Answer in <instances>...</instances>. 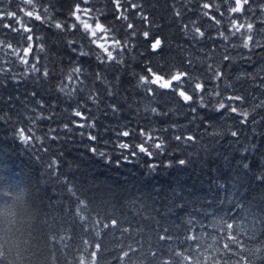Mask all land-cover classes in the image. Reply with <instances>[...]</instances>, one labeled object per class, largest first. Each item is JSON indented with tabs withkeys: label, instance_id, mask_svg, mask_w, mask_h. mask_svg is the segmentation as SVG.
Instances as JSON below:
<instances>
[{
	"label": "trees",
	"instance_id": "trees-1",
	"mask_svg": "<svg viewBox=\"0 0 264 264\" xmlns=\"http://www.w3.org/2000/svg\"><path fill=\"white\" fill-rule=\"evenodd\" d=\"M134 2L141 8L129 9L128 15L137 35L124 54L123 65L100 64L94 55L78 58L67 40L89 47L82 30L60 33L28 17L24 22L32 28L34 39L43 38L45 51L34 45L29 64L23 65L11 50L0 46V205L21 193L27 205L26 219L13 226L7 239H0L4 252L0 264H264V233L256 225V216L264 210V180L258 179L264 177V47L249 52L240 46L239 34L232 36L234 29L230 31L233 19L237 24L252 22L253 35L264 44V0H249L244 12L235 14H229L225 0ZM204 2L218 6L211 15L221 21L219 25L202 15ZM76 3L92 8L93 16L102 10L101 23L111 25L121 40L128 39L125 33L130 30L115 20L109 0H89L87 5L81 0H35L37 11L43 14L47 7L49 15L66 25L74 22L70 12ZM20 8L29 6L22 0H0V10L16 11L23 17ZM175 10L182 17L177 18ZM133 11L145 13L150 23ZM193 21L205 31L201 41L192 38ZM3 23L15 25L14 21ZM182 24H188L189 30L182 31ZM143 31H149L147 39ZM220 32L229 36L227 42L219 38ZM155 37L163 44L154 53L150 45ZM0 40L20 48L21 54L26 46L21 33L2 23ZM91 48L99 51L95 45ZM226 54L231 60H223ZM37 56L40 72L34 73L30 66ZM188 59L196 64L195 74L205 88L203 93L190 91L193 101L189 104L164 89H157L153 99L146 93L148 86L139 85L138 76L145 74L146 64L154 69L184 70ZM78 63L84 69L83 83L75 77L67 79ZM209 64L224 72L220 80H212V73L205 71ZM45 68L47 78L42 75ZM98 72L105 77L103 83L96 80ZM151 87L156 89V85ZM73 89L77 91L72 93ZM94 94H98L97 103L88 99ZM233 95H243L244 103L228 99ZM221 102L246 108L248 123L241 124L243 117L227 109L216 112ZM189 105L197 108L195 119ZM78 106L96 121L94 129L71 123L80 119L72 115ZM209 117L215 118L204 123ZM66 123L71 132L64 129ZM29 127L40 139L25 144L16 130ZM125 128L134 135L121 140L139 143L143 130L163 141V153L152 161L159 165L154 174H149L147 157L135 165L116 167L88 151L94 146L112 153L117 132ZM89 131L97 136L95 142L80 135ZM232 131L238 137H232ZM181 134L195 139L177 141L175 136ZM180 159L189 163L180 166ZM53 160L58 163L55 171L49 168ZM169 161L173 166L164 167ZM244 164L249 165L247 170ZM81 216L87 218L90 231L85 230ZM113 218L119 226L103 229ZM123 228L129 232L121 234ZM96 231L106 233L101 248L97 246L98 256L93 251ZM5 233L0 223V236ZM162 235L170 239L162 241ZM130 246L136 251L121 260Z\"/></svg>",
	"mask_w": 264,
	"mask_h": 264
},
{
	"label": "snow or ice",
	"instance_id": "snow-or-ice-1",
	"mask_svg": "<svg viewBox=\"0 0 264 264\" xmlns=\"http://www.w3.org/2000/svg\"><path fill=\"white\" fill-rule=\"evenodd\" d=\"M81 2L85 5L89 3V0H81ZM22 3L25 5H28L29 8H20V12L23 13V17L18 15L16 11L11 10H0V23L3 24L4 28L10 29L12 32L21 33L22 39L26 42V46L23 47L22 54L20 48H14L12 43H7L3 40H0V46L6 47L7 49L11 50L14 55H16L23 65H28L29 60L28 56L30 53L33 52V46L35 45L36 48L40 52L45 51V45L44 43H41L40 41L43 39L40 36H36L35 39L33 37V30L31 27L28 26L26 22H24V17H28L31 19H34L36 21H40L42 24L47 25L49 28H54L58 30L60 33L64 32H73L82 30L84 33V38L88 40L89 47L85 48L84 45L79 44L74 39L67 40V45L71 49L73 53H76L77 57H92L95 56L96 60L103 65L107 64H124V54L126 50L130 51L133 47L132 45V39H134L137 35V32L134 29V24L129 20V9L136 10L138 8H141V5L134 2V0H109V3L114 5L113 7V13L115 20L124 22V28L126 30V36L128 39L119 38L116 35L115 29L108 24L101 23L100 17L104 14L102 10H96L99 15L93 16V9L89 7L81 8L80 3H76L73 6L72 11L70 12V15L74 17V22L70 25H66L65 23L60 22L59 20H56L53 15H49V9L45 7L43 9V14H41L39 11H37V6L35 4V0H22ZM225 3H228L230 6L228 8L229 14H235V13H242L245 10V5L249 4V0H225ZM200 8L203 10L202 15L205 17H208L210 20L214 21L215 24L219 25L221 23L220 20L216 19L215 16L211 15V12L213 10L218 11L219 8L214 2H204L200 5ZM262 11H264V6H262ZM133 15L139 16L141 20H143L146 24L150 23L148 16L140 12L133 11ZM174 15L177 18L182 17V13L179 10H175ZM223 16L224 13H221ZM82 16H87V19H83ZM14 21L15 26L12 23H3L4 21ZM264 22V21H262ZM231 29H234V31H231ZM241 29H244L243 32H241ZM182 31H188L189 25L188 24H182L181 25ZM193 33V39L196 41H201L205 38V31L201 30V27L196 24L195 21H193V27L191 29ZM231 35L237 36L239 34L241 43L240 46L244 49L249 50L251 52L254 47H264V44H260L259 41L256 39V37L253 35L254 31V24L252 22L248 23H240L237 24V21L233 19L231 21ZM26 34V35H25ZM143 37L147 39L150 35L149 31H143L142 33ZM210 39H215V37H209ZM219 38L223 41L227 42L229 40V36L225 35L223 32L219 33ZM103 41V42H102ZM163 41L159 37H155L153 39V42H151L150 45V51L151 52H158V50L162 47ZM91 45H95L96 49H99L98 52H96L94 49L91 48ZM231 47L235 48L236 45L232 44ZM36 63L31 64V71L32 72H40V69L37 67V64L39 63V57H35ZM223 60L229 61L231 60V57L229 55H224ZM187 67L184 70H173L171 68L166 69L165 67H159L154 69L150 63L145 65V74L138 76V82L140 86H148L146 87V93L155 99L157 96V89H164L168 90L173 93L174 96L179 97L185 104H189V102L193 101V95L191 93H203L205 91L204 84L200 81V78L196 76L195 72L197 70L196 64L191 59L186 60ZM205 71H210L212 73L211 79L212 80H220L224 76V72L221 71L218 68H213L211 64L207 65V68ZM44 78H47L49 76V71L45 68L42 73ZM84 75V69L80 66L78 63L71 72L68 73L67 79L68 81H73V78L75 77L76 81H79V83H83V80L80 79L81 76ZM96 80L103 83L105 81V77L101 75V73H96ZM19 83V81H17ZM151 85H156V89L152 88ZM187 85V88L185 87ZM60 91H64V88H60ZM77 91V89H73L72 93ZM72 93H68V95H72ZM109 96L113 95L111 90H108L107 93ZM32 96H36V93L33 92L31 94ZM216 95H219L217 92ZM89 100H91L93 103L98 102V94L90 95L88 97ZM201 101H203V96L200 97ZM228 99L239 101L241 104L244 103L245 97L243 95H233L229 96ZM43 103L40 102V107H43ZM190 106V112L193 114V119L196 118L197 108ZM204 106V105H202ZM260 105H258L259 107ZM222 109H227L230 113H235L243 119L240 120L241 124H247L248 119L250 116L249 111L245 109L240 108V104H237L235 106L233 105H225L223 102L219 103L218 107L216 108V112H220ZM112 112H117V108L113 105L112 106ZM151 111L153 113H157L156 108H152ZM166 114V113H165ZM72 115L75 117H79V121L73 120L71 123L75 125L78 128L84 129H94L96 127V121L93 120L91 117L86 116L83 111H81V107L78 106L77 108L72 110ZM223 115V113H221ZM42 118V117H41ZM51 117H49L50 119ZM215 117H209L206 120H204V123H208L211 119H214ZM31 119V118H29ZM253 122L255 121V117L253 116ZM33 124H35V120L32 121ZM64 129L68 132L72 131V128L69 127V124H64ZM175 127V125H173ZM51 132H55L56 129H50ZM27 133V134H26ZM140 136L144 139L139 143H134L131 141L121 140L120 137H129L130 135H134L133 131L128 130L125 128L124 130L117 132V141L113 145V152L109 153L107 151H100L97 147L90 146L88 148V151H90L93 155L100 157L104 164L106 165H115L116 167H121L124 164L128 165H135L137 164L141 159L142 156L148 158V162L146 163L147 168L149 169V174H154L155 170L159 167L158 164L152 162L156 156H159L163 153V141L159 140L158 138L154 137L151 133L145 132L143 130L140 131ZM16 135L19 137V139L25 143L28 144L32 140H39V137H36L33 129L31 127L24 129V128H18L16 130ZM81 136L87 135V139L90 141L95 142L97 140V136L93 134L91 131L84 133H80ZM232 137H238L237 131L231 132ZM51 139H57L56 136H52ZM175 139L177 141L185 140V141H194L195 137L192 135L183 136L176 135ZM47 151V149H45ZM113 156H115V159H113ZM180 166H185L188 161L185 159H180L177 162ZM173 162L169 161L164 164V167H172ZM58 167L57 161L53 160L52 163L49 165V168H52L54 171ZM243 168L247 170L249 168L248 164H244ZM258 179L264 180V177H259ZM69 192H72V188L69 187ZM74 195V193H73ZM81 205H83L84 208L87 207V205L84 204V202H80ZM83 211L82 208H78V212ZM262 214L256 216V225L261 230L262 233H264V210H261ZM255 215V213H254ZM81 220L83 222V225L85 226L86 231H90V229L87 227V218L85 216H81ZM94 223H99V221H95ZM119 221L115 218L110 220V223H104L103 229H109L110 227H118ZM233 227V225H231ZM121 234L129 232V228H123L120 229ZM256 234V232H254ZM106 233L96 231L93 233L95 237V243H94V250L97 253V256L99 254V246L101 248L100 240ZM170 239V237H166L164 235L160 236V240ZM189 239H196L195 237H189ZM53 245L55 244V239L51 241ZM85 244H88L89 247H92L91 244H89L88 241H85ZM227 248H231V245H226ZM91 251V252H93ZM136 251V249L129 247V251H125L123 253V257L120 259L123 260V258H127L130 256L131 252ZM264 259V258H262Z\"/></svg>",
	"mask_w": 264,
	"mask_h": 264
},
{
	"label": "clouds",
	"instance_id": "clouds-1",
	"mask_svg": "<svg viewBox=\"0 0 264 264\" xmlns=\"http://www.w3.org/2000/svg\"><path fill=\"white\" fill-rule=\"evenodd\" d=\"M17 200L20 201L19 204L16 202ZM26 211L27 205L23 193L16 197L15 200L5 205H0V223H3L6 229V233L0 236V239H7V234L11 233L13 226L26 219L24 216ZM0 248H2V246H0ZM3 255L4 252L0 250V256Z\"/></svg>",
	"mask_w": 264,
	"mask_h": 264
},
{
	"label": "rangeland",
	"instance_id": "rangeland-1",
	"mask_svg": "<svg viewBox=\"0 0 264 264\" xmlns=\"http://www.w3.org/2000/svg\"><path fill=\"white\" fill-rule=\"evenodd\" d=\"M83 19H87V16H82ZM103 42V41H102Z\"/></svg>",
	"mask_w": 264,
	"mask_h": 264
}]
</instances>
